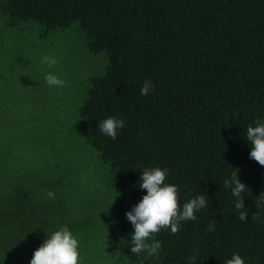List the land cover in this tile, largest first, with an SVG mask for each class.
<instances>
[{"label": "trees", "instance_id": "trees-1", "mask_svg": "<svg viewBox=\"0 0 264 264\" xmlns=\"http://www.w3.org/2000/svg\"><path fill=\"white\" fill-rule=\"evenodd\" d=\"M45 55L58 63L48 68ZM49 72L65 85L49 87ZM32 76L44 95L28 123L14 103ZM147 79L154 91L142 96ZM109 116L125 121L115 140L98 128ZM257 119L264 0H0V264H30L62 226L78 239V264H226L233 254L264 264V166L246 138ZM153 167L168 169L181 207L198 195L208 204L176 234L157 233L156 255L137 256L125 213ZM237 169L245 221L223 186Z\"/></svg>", "mask_w": 264, "mask_h": 264}, {"label": "clouds", "instance_id": "clouds-1", "mask_svg": "<svg viewBox=\"0 0 264 264\" xmlns=\"http://www.w3.org/2000/svg\"><path fill=\"white\" fill-rule=\"evenodd\" d=\"M41 63L48 68L54 67L58 61L51 56H43ZM49 87H63L65 81L59 79L56 74L49 72L44 77ZM154 91V85L150 79L143 82L140 89L142 96H147ZM125 121L109 116L98 125L99 130L106 136L115 140L119 129L124 127ZM255 126L247 127L246 138L251 143L252 150L249 158L264 166V121L257 119ZM168 177V169L160 167L144 168L140 177L139 187L146 190V195L125 216L131 222L134 232L131 236V253L139 256L146 252L149 256L156 255L161 249V243L154 237L161 230L170 229L174 235L180 231L181 223L188 220L195 221V213L208 204L204 195H198L185 202L182 207L179 204L180 189L175 184L165 183ZM224 188H230L235 198V210L239 213V219L245 221L249 215L244 207L242 193L247 189L245 184L238 179V169L233 171L229 179L224 180ZM49 199H54L52 191L45 189ZM264 204V192L258 197L256 207ZM255 220L260 219L259 212L252 215ZM206 231H215V225L209 223ZM151 241V242H149ZM78 239L67 228L62 226L58 231L51 234L33 253L30 264H78L80 253L78 251ZM198 252L188 258L194 262ZM226 264H245L239 254H233Z\"/></svg>", "mask_w": 264, "mask_h": 264}, {"label": "rangeland", "instance_id": "rangeland-1", "mask_svg": "<svg viewBox=\"0 0 264 264\" xmlns=\"http://www.w3.org/2000/svg\"><path fill=\"white\" fill-rule=\"evenodd\" d=\"M31 49V48H30ZM35 76H32L28 81V95L26 99L18 100L17 103H14V108L17 119L19 118L20 114L23 111V117L19 118L18 121H26L31 122L33 120L34 111L31 109L35 105L39 104V100H41L42 95H44V89L40 85L39 81L34 80ZM34 81V82H33ZM36 81V82H35ZM16 130V129H15Z\"/></svg>", "mask_w": 264, "mask_h": 264}]
</instances>
